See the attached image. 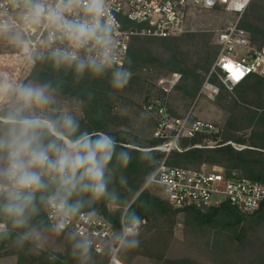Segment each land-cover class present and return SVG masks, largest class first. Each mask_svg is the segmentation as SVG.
<instances>
[{
    "label": "trees",
    "instance_id": "trees-1",
    "mask_svg": "<svg viewBox=\"0 0 264 264\" xmlns=\"http://www.w3.org/2000/svg\"><path fill=\"white\" fill-rule=\"evenodd\" d=\"M261 13H264V0L260 4L258 0H253L243 15L244 20L243 17L241 20V26L249 32L252 43L257 46L264 44V16H259ZM203 33L189 30L167 38L134 36L123 66L132 74L128 82L137 67L159 61L151 49L137 43L143 40L156 43L170 50L171 68L182 74V82L179 81L175 88H184L185 94L194 100L219 46L216 45L217 51L206 50L195 60L180 51L185 39L192 36L199 39L204 36ZM258 38L262 39L260 44H257ZM204 47L209 45L205 43ZM115 70L106 69L100 75L90 71L78 73L74 66H56L48 53L34 55V67L29 76L31 80L40 84L49 83L50 88L77 96L86 102V106H92L90 119L74 118L79 124V132H104L116 141V154H127V159L114 155L109 165L106 172L107 195L96 200L79 193L71 197L70 204H79L75 212H97L116 230L121 228L122 221L126 225L135 222V218L146 221L140 232L128 237L120 249V256L126 264H131L138 256L160 264H201L191 258L167 257L178 224L181 225L183 242L204 253L214 264H264V201L249 214L228 204L205 210L192 206L175 208L158 194L159 190L153 184L146 185L148 177L165 157L170 166L197 167L207 163L220 167L226 173L235 170L241 176L264 182V76L250 75L232 93L218 83L220 92L215 101L228 114L222 131L212 134L197 132L192 137H180L177 144L181 150L173 149L166 153L159 149L142 150L146 147L137 141L129 142L124 132L108 129V114L112 112L121 89L112 84ZM213 81L217 82L216 79ZM104 100L109 103L105 105ZM165 142L163 138L154 137L149 140L147 148L162 146ZM208 142H214L213 146H209ZM230 142L240 148H235ZM54 188L55 185H51L49 192ZM37 195L38 212L23 228L13 227L11 220L0 213V224H5V229L0 232V257L16 256L17 264L108 263L107 253H97L72 233L64 234V252L37 249L27 237L28 229L50 231L52 228L46 217L45 203L39 199L40 194Z\"/></svg>",
    "mask_w": 264,
    "mask_h": 264
},
{
    "label": "built area",
    "instance_id": "built-area-1",
    "mask_svg": "<svg viewBox=\"0 0 264 264\" xmlns=\"http://www.w3.org/2000/svg\"><path fill=\"white\" fill-rule=\"evenodd\" d=\"M253 0H105V19L112 22V37L115 44L113 55L117 65H125L130 42L134 36L175 37L186 31V20L195 16L192 6L200 9H221L237 14V20L231 25L215 31V40L219 46L217 57L206 75L196 97L213 100L220 92L218 83L228 90L246 80L250 75L264 73V44L252 43L249 32L241 26V20ZM54 4L55 0H47ZM0 16L9 19L12 27L4 33L16 36L20 51L15 57L31 58L37 53L46 54L51 48L63 47L66 41L57 39L49 46L47 37L51 26L46 20L40 25L27 27L22 19L23 7H15L8 0H0ZM72 16L83 18L82 9L77 6ZM25 45L27 50H25ZM81 55H85L82 51ZM8 56V55H6ZM0 63L14 65V59L0 55ZM113 65L112 69H116ZM232 69V70H230ZM239 78H235L233 72ZM7 74L6 72L3 73ZM181 79V74L172 73L161 77L157 86L162 95L151 98L145 104V110L156 119L154 137L163 138L162 146L142 150L159 149L169 153L178 147V139L192 137L197 132L212 134L220 132L213 123L194 119L191 113L184 116L173 115L167 107L169 94ZM216 79L217 82H214ZM214 142H208L213 146ZM235 148L240 146L230 142ZM153 184L161 188L163 195L175 208L195 207L205 210L228 204L239 211L249 214L257 210L264 201V182L252 180L239 175L237 171L226 173L218 166L202 163L198 167L170 166L166 157L162 159L154 172L148 177L146 185ZM45 203V202H44ZM46 217L54 230L71 232L97 253H107V264H126L120 256V249L126 239L137 235L146 224L139 220L116 230L103 215L93 211H79L65 214L45 203ZM63 224L58 228V224ZM5 225V224H3ZM131 228L129 234L127 229ZM0 229V232L3 231Z\"/></svg>",
    "mask_w": 264,
    "mask_h": 264
},
{
    "label": "clouds",
    "instance_id": "clouds-1",
    "mask_svg": "<svg viewBox=\"0 0 264 264\" xmlns=\"http://www.w3.org/2000/svg\"><path fill=\"white\" fill-rule=\"evenodd\" d=\"M8 2L25 9L22 19L27 27L48 22L52 28L47 37L49 46L57 39L67 42L49 52L56 66H74L78 73L100 75L117 65L112 22L105 19V0ZM77 6L83 11V18L71 15ZM11 27L9 19L0 18V33ZM130 77V72L117 65L113 87L123 88ZM52 103L49 83L14 84L0 80V213L16 228L25 227L38 212V193L41 201L65 214L78 209V203H69L78 193L93 200L104 197L108 194L106 172L114 155L127 159L126 153L116 154L112 136L104 132L80 133L79 124L68 113L55 118L48 115ZM51 185L55 188L49 192ZM139 222L135 218L137 226ZM4 227L0 224V229ZM57 227L62 228L63 224ZM127 231L132 233L131 228Z\"/></svg>",
    "mask_w": 264,
    "mask_h": 264
},
{
    "label": "rangeland",
    "instance_id": "rangeland-1",
    "mask_svg": "<svg viewBox=\"0 0 264 264\" xmlns=\"http://www.w3.org/2000/svg\"><path fill=\"white\" fill-rule=\"evenodd\" d=\"M261 1L262 0H258L259 4ZM191 11L194 12L195 16L186 20L185 28L187 30L204 32V36L199 39L198 36H192V38L188 37L187 39H185V41L182 43L180 53L184 54V56L187 55L188 57H191L195 60L198 57L204 55L206 53V50L208 52H210L211 50L217 51V43L215 40L214 32L219 31L222 28H225L234 23L237 20V14L233 12H226L221 9L205 10L200 9V7L197 6H192ZM259 16H264V13L259 14ZM259 40L261 41L262 39L258 38L257 44L261 43L259 42ZM16 41L17 38L15 35L10 33H0V55H4L5 59L7 57L8 59L13 58V63H17L14 65H5L3 62L0 63V80H8L14 84H40L29 78L34 67V55L31 58L27 59L24 57H15V55L19 53L21 48L19 43H17ZM205 43H207L209 47L205 48ZM137 44L139 46H142L143 48L151 49L153 53L159 58V61L150 64L144 63L143 65L137 67L131 81H129L126 86L120 89L119 95L116 99V102L114 103L113 110L108 114V129L114 131H122L125 133V137L129 142L134 143L137 141L142 146L144 145L147 148L149 140L154 138L155 128L157 124L155 117L148 113L145 110L144 106L147 101H149V99L157 98L162 95L157 86L158 80L161 77L170 75L175 72L179 74L181 73L178 70H173L171 68L172 64L169 63L171 52L163 45L148 43L144 40ZM0 59L3 60L2 58ZM4 72H6L7 74L4 75ZM199 73L201 74V72ZM262 76H264V73L262 74ZM181 80L182 77L180 81ZM202 83L200 85V88L202 86ZM230 92L232 93L233 91ZM185 93L186 91L184 88H175L174 90H172L167 99L168 110L176 116H184L188 113H191L194 119H201L211 122L215 124L220 129V131H222L224 123L228 116L226 110L221 108L216 103L215 99L210 100L207 98H200L198 101H196V97L194 100H191ZM50 94L53 97V103L49 106L47 114L51 117L55 118L62 115L63 113H68L76 119H90V113L92 112L93 108L91 105L86 106V102L84 103V100H82L81 98L56 91L52 88H50ZM104 103L105 105H107L109 101L104 100ZM187 167L195 168V166ZM154 187L157 189V191L159 190L158 194L164 196L160 187ZM180 228L181 226L177 225V233L180 232ZM176 232L175 236L177 234ZM66 233L71 232H61L54 230L53 228H51L50 231L28 229L27 237L34 242L37 249L39 250L64 252V234ZM190 248L184 246L182 242H180L179 239L176 238L168 253V257L172 258L175 256H196L199 259H193L198 261L199 263H209L207 262V260L210 261L211 259H209L204 253L192 248L196 251L195 253ZM210 262L212 263L213 260H211ZM0 264H17V257H0ZM134 264L160 263H149L146 258L142 257L139 258V260H137V262H135Z\"/></svg>",
    "mask_w": 264,
    "mask_h": 264
},
{
    "label": "crops",
    "instance_id": "crops-1",
    "mask_svg": "<svg viewBox=\"0 0 264 264\" xmlns=\"http://www.w3.org/2000/svg\"><path fill=\"white\" fill-rule=\"evenodd\" d=\"M178 225H180V224H178ZM181 226V225H180ZM177 230V229H176ZM182 231H181V228H180V232L179 233H177L176 234V236H175V238L173 239V241L171 242V245H170V247H169V249H168V251H167V257H168V253H169V251H170V249H171V246H172V244H173V242H174V240L176 239V238H178L179 239V241L180 242H182V244L184 245V246H186V247H188V248H190V246H188L187 244H185L184 242H183V238H182V233H181ZM190 249H192V248H190ZM195 253H196V251L194 250V249H192ZM139 258H142V256H138V257H136L132 262H131V264H134L135 262H137V260H139ZM143 258H146V257H143ZM169 258V257H168ZM174 258H191V259H193V258H195V259H199L198 257H196V256H193V257H181V256H175V257H172L171 259H174ZM148 261H149V263H157V262H154V261H152V260H150V259H148V258H146ZM207 260V259H206ZM211 261V260H210ZM209 260H207V262H209L208 264H214L213 262L211 263ZM202 264H207V263H204V262H202Z\"/></svg>",
    "mask_w": 264,
    "mask_h": 264
},
{
    "label": "snow or ice",
    "instance_id": "snow-or-ice-1",
    "mask_svg": "<svg viewBox=\"0 0 264 264\" xmlns=\"http://www.w3.org/2000/svg\"><path fill=\"white\" fill-rule=\"evenodd\" d=\"M230 70H232V69H230ZM233 75L235 76V78H237V79L239 78V76L236 75V72L235 71L233 72Z\"/></svg>",
    "mask_w": 264,
    "mask_h": 264
}]
</instances>
